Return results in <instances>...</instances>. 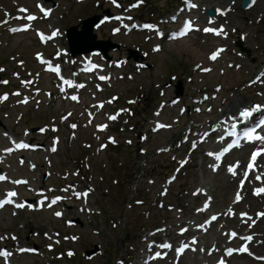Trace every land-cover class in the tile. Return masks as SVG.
<instances>
[{
    "label": "rangeland",
    "instance_id": "1",
    "mask_svg": "<svg viewBox=\"0 0 264 264\" xmlns=\"http://www.w3.org/2000/svg\"><path fill=\"white\" fill-rule=\"evenodd\" d=\"M59 1L60 5L54 9L49 21L42 20L38 26L48 27L47 24L52 23L64 33L68 26L79 24L84 18L94 14H102L105 8H110L112 12L115 11L112 4L106 0H89L84 3H79L77 0ZM96 1H98L97 4ZM121 1L125 6L133 0ZM145 1L146 5L136 11V15L143 16V19H148L153 13L160 16L166 15L170 11L167 7L173 0ZM218 1H221L222 5L229 3V0H216V3ZM19 3L34 4L32 0H0V20L4 25L10 18L5 16L7 10L17 11L16 6ZM48 4L51 6L52 2L48 1ZM234 7L236 11L230 15L231 26L248 34L244 42L240 41L247 50L244 52L243 58L237 57L234 60L236 63L243 64V68L238 71H235L234 68L226 69L224 75L220 74V69L225 68L224 65L228 60L224 62V65H219L216 71L207 75H201L193 69L194 64L206 59V53L212 48L213 39L211 38L199 35L174 43L163 42V51L153 54L150 53L151 45L146 42L143 34L112 36L110 26L107 25H103L96 31L98 38H109L120 44L119 49L109 51L112 59L126 56L127 48L138 46L150 53V56L146 58L150 63L149 68L137 73L130 62L124 70L116 72L117 76L119 73H124L125 77L116 79L113 88L104 95L109 96L113 92L120 93L123 104L125 98L128 97L137 96L140 99V102L135 105L136 115L132 117L133 127L129 126L127 131L120 128L117 133L119 145L109 147L106 151L99 153L93 149L98 143H95L92 148L84 146L85 141H93V135L92 130L85 129V124L80 123L77 131L78 139L72 141L63 137L59 152L52 156L51 168L48 163L43 161L45 154H41L40 175L48 168L52 173L51 177L45 179L46 185H54L55 188H59V185H63L64 182L62 173L65 170L77 168L87 174V180H94L95 191L89 199V208L93 209V212L81 213L82 205L77 203L75 208L67 206L66 217L62 219L54 218L49 211L32 213L26 210L19 212L16 217L12 215L11 211L0 213V237H5L2 239L4 241L0 240V246L5 241L15 245V242L9 238V235L13 233L18 235L19 245L37 244L42 248L37 255H15L14 263L36 264L53 260L54 264H141L143 253L150 248L148 242L145 244L143 241L147 234L145 232L165 224L169 225L167 233L169 232L170 237H174L175 229L183 226L185 221L194 218H197L198 222L202 220L204 216L202 218L194 216L192 212V208L200 202L190 194L194 188L198 186L208 188L217 200L214 208L216 210L225 208L231 198L233 188L230 191L228 188L229 192L227 191L228 193L225 195L226 189L223 184L226 177L223 173L214 175L208 168L209 162L199 152H195L192 164L185 168L179 179L170 187L168 196L166 198L160 196L165 177L172 172L178 162L171 160L172 155L178 153L179 150L175 149L172 151L173 153H154L153 150L157 146L170 143L169 134L159 132L151 135V139L145 143L139 142L136 135L138 131L148 130L151 123L149 119L154 118L152 110L163 99L156 86L160 85L165 90L166 100L174 95V88H165L171 75H176V79L184 81L185 89L189 94V98L186 100L190 103L192 102L190 95L195 96L199 89H208L212 92L215 84H222L223 88L218 100H226V106V103L228 104L231 100V94L236 85L248 79L252 72L259 67L264 60V44L260 39V35H264V31L261 28L258 33L256 32L250 16L252 15L253 19H256L257 16L264 13V0H261L260 5L248 13L242 12L240 0ZM9 32L6 26L0 30V66L7 67L4 76L11 78L14 70H21L22 68L17 65V61L21 60H25V68L39 70L40 67L37 65L33 53L43 48L39 45L35 35L32 32L10 35ZM232 39L229 40L231 44L234 42L236 44L239 41L237 37H235L236 41H234V37ZM60 42L63 46L66 44L64 38ZM54 50L55 48L49 49L50 52H54ZM127 73H132L134 79L129 80L126 77ZM45 79L52 80L49 75H45L42 80L45 82ZM44 82L41 81L42 86L49 89L53 80L49 84ZM6 89L10 90V88L1 87L0 91ZM21 98L16 97L5 105H0V121L4 125V127H0V148L9 144V140L2 135L3 129L17 134L18 137L26 135V130H31L29 137H26H35L34 128L52 122L54 116H60L65 110L71 108L69 103L56 100L51 104L46 98L39 107L35 105L36 101L23 106L17 101ZM220 101L219 103L222 104L223 102ZM177 109L178 107L173 110V116L176 115ZM81 111V106L78 105L75 118L80 119ZM21 114L22 118L19 119ZM209 116V114L199 115L204 120L207 117L210 118ZM190 117L187 116V118ZM162 118L172 120L173 117L163 113ZM39 137L43 138V136ZM126 138L132 140L131 145L127 144ZM141 147L147 149L145 154L139 152ZM184 154L185 151L181 152L179 157H184ZM16 156L8 158V161L15 160ZM13 164L14 167L10 168L4 165L3 169L14 177L26 175L30 177L32 183H41V179H36L38 172H31L26 166L19 167L16 161ZM150 181H154L155 184H150ZM136 199H142L143 204H135L134 200ZM160 202L163 203L162 206H160ZM260 205L264 206V199L263 204ZM182 206L185 207V214L181 211ZM70 218H78L80 221L71 226L69 225ZM124 228L128 235L123 232ZM213 237L212 234L206 236V246L214 241ZM96 247L100 252L92 258L86 257V251L96 249ZM51 249L56 250L51 251ZM188 258L187 256L182 258L180 264L199 263L195 257H191L192 260H188ZM235 262L236 264H261L248 257L236 258ZM156 264H171V261L160 259Z\"/></svg>",
    "mask_w": 264,
    "mask_h": 264
},
{
    "label": "snow or ice",
    "instance_id": "2",
    "mask_svg": "<svg viewBox=\"0 0 264 264\" xmlns=\"http://www.w3.org/2000/svg\"><path fill=\"white\" fill-rule=\"evenodd\" d=\"M113 2H115V0H113ZM193 7H195V5H193ZM23 11H26V9L23 10ZM221 14H223L222 11H221ZM45 15H48V10H45ZM27 19H28V20H34V19H36V17H35V16H32V15H29V16L27 17ZM117 19H119V18H117ZM28 27H30V26L26 25V26H24L22 29H15V30H23V31H27V30H28ZM144 27H152V26H151V25H145ZM15 30H14V31H15ZM191 30H193V25H192L191 21H188V22L186 23V31H185L184 33H182V34H187V31H191ZM204 31H205V32H213V33H215L216 35H221V34H223V35H227V33L224 32L223 28H220V29L205 28ZM56 34H57V33L54 32V33H53V36H55ZM50 38H51V37H49V39H50ZM41 39H42V40L44 39L43 34H41ZM222 51H223V49H219V50H217L216 52L212 53L211 56H210V59H212V60L217 59V57L219 56L220 52H222ZM38 55H39V54H38ZM42 62H43V61H42ZM53 70L56 71V72H59V68H58V67H56V68L53 69ZM202 70H203V71H210V69H202ZM101 79H105V77H101ZM5 83H6V82H5ZM25 83H30V82H25ZM65 83L68 84L69 86H71V82H70V81H65ZM80 87H83V86L81 85ZM0 99H7V96L0 97ZM71 99H72V100H77L78 97H76V96H72ZM24 102L26 103L27 100H25ZM101 107H102V105H101ZM256 107L259 108V106H256ZM255 110H256V109H253L252 111H255ZM251 114H252L251 111H249V110H245V111L241 112L240 115H241L242 117H248V116H250ZM109 119H113V120H114V119H116V117H115V116H111V117H109ZM73 127H75V125H73ZM100 127H101V129H103V128L106 127V126L102 125V126H100ZM160 127H166V126H165V125H160ZM246 138H247V139H253V138H255V139H261V140H264V137H261V136H255V137H253L252 135H248ZM237 143H238V142H237ZM16 147H28V145H25V144H22V143H21V144H17ZM54 150H55V149H53V151H54ZM5 151H7V152H11V151H13V149H6ZM261 152H264V149L260 150L259 152L253 153V156H252L251 162L249 163V168H253V167H255V159H256V157H257L258 155L261 154ZM209 155H212V153H209ZM217 158H219V157H217ZM230 171H233V174H235L234 169H230ZM259 178H260V177H257V179H259ZM5 179H7V177H5V176H0V180H5ZM14 183H26V181H14ZM242 183H243V181H242ZM261 193H264V188L257 189L256 192H255V194H257V195H259V194H261ZM87 194H88V193L85 192V193H83V194H81V193H77L76 195L79 197V196H81V195L87 196ZM17 195H18V193L15 192V191H11V192L7 193V197H6L4 200H0V208H3L6 204L14 203V201H13L12 198H13V197H16ZM59 199H61V198H60V197H56V198H54L48 206L51 207L52 204H55V203L57 202V200H59ZM240 199H241V197H240L239 193H237L236 200L239 201ZM138 203H139V202H138ZM15 206H16L17 208H23L25 205L22 204V203H18V204H16ZM56 215L59 216V215H61V214H60V213H56ZM260 215L264 216V213H261ZM212 219L214 220V219H216V217H212ZM232 235L235 236L236 234L233 233ZM2 239H5V237H0V240H2ZM247 239L250 240L251 237H248ZM162 247H171V245H162ZM184 247H188V246L185 245ZM183 250H184V248L182 247V248L178 249L177 251L180 252V253H182ZM242 250H243V251H247V247H244ZM21 251H25V250H24V249H21ZM29 251H34V250H29ZM231 251H232V250H229V254H231ZM69 254L71 255V253H69ZM11 255H12V253L8 252L7 250H0V256H3V257H5V258H7V257H10ZM156 255L159 256L160 254L157 253ZM261 259H264V258H261ZM220 264H223V261H221Z\"/></svg>",
    "mask_w": 264,
    "mask_h": 264
},
{
    "label": "water",
    "instance_id": "3",
    "mask_svg": "<svg viewBox=\"0 0 264 264\" xmlns=\"http://www.w3.org/2000/svg\"><path fill=\"white\" fill-rule=\"evenodd\" d=\"M246 2V1H244ZM97 22V17H93L84 22V30L81 32L76 31L75 28L69 30L70 37L73 41L82 40L85 41L86 47L84 50H92L97 47H101L102 42L96 41V36L92 34V27ZM78 42V41H77Z\"/></svg>",
    "mask_w": 264,
    "mask_h": 264
},
{
    "label": "bare ground",
    "instance_id": "4",
    "mask_svg": "<svg viewBox=\"0 0 264 264\" xmlns=\"http://www.w3.org/2000/svg\"><path fill=\"white\" fill-rule=\"evenodd\" d=\"M244 12H246V11H244ZM252 16V15H251ZM259 27H260V29L262 28V30L264 31V18L261 20V25H258ZM257 31H259V30H257ZM239 102H242V98L240 97V96H236V97H234L233 98V101H232V103H231V105H230V108H233V106H235L237 103H239ZM12 185H15V183L14 182H12ZM233 186V184H232V181L231 182H229L228 184H225L224 185V187H225V189H226V191L228 190V187H229V189L231 188ZM15 187V186H14ZM244 203V202H243ZM256 204H259L258 202H255ZM245 206H247V208L249 209L252 205L251 204H249V203H245ZM260 225L261 226H263L264 225V217L261 219V221H260ZM264 235V234H263ZM221 237H219V236H217L216 238H215V240H218V241H221ZM248 261V260H247ZM249 263V262H248Z\"/></svg>",
    "mask_w": 264,
    "mask_h": 264
}]
</instances>
